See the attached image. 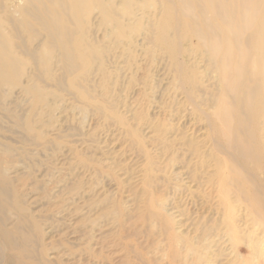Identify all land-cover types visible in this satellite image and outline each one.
<instances>
[{"label": "bare ground", "instance_id": "obj_1", "mask_svg": "<svg viewBox=\"0 0 264 264\" xmlns=\"http://www.w3.org/2000/svg\"><path fill=\"white\" fill-rule=\"evenodd\" d=\"M153 66L171 75V105L157 101L168 89ZM67 109L79 129L64 130ZM1 112L24 154L68 159L86 257L103 258L104 218L120 228L123 264H264V0H0ZM110 128L123 150L98 137ZM24 167L0 149V240L17 255L7 264H54L11 177ZM104 177L127 200L101 206Z\"/></svg>", "mask_w": 264, "mask_h": 264}, {"label": "rangeland", "instance_id": "obj_2", "mask_svg": "<svg viewBox=\"0 0 264 264\" xmlns=\"http://www.w3.org/2000/svg\"><path fill=\"white\" fill-rule=\"evenodd\" d=\"M145 69L152 71V75L154 74L153 77L158 81V76H162L164 81L162 82V84L159 83V85L157 86H161V88H169L170 85L168 84L169 80L171 79V75L168 74L164 69L160 68V66L147 67ZM143 72V70H139L138 75L142 76ZM173 95L174 90L168 89L167 95L162 100H159V96H157V101H161V104L166 103L171 105L173 102ZM17 97L18 95L16 94L14 95L13 99H11L12 101L14 100L13 107H16L15 105H19L20 108H22V104L17 100ZM131 101L134 102L135 99H132ZM177 108L178 107L176 106L173 107V109ZM66 111L68 119L66 121L63 120L61 123L64 130L79 129V114L77 113V111L70 109H67ZM159 117L160 119H163L166 116L161 115ZM191 118L193 120L188 123L189 126L196 128L198 136L204 135L206 133V124L199 119L196 120L193 117L188 116V119ZM178 121L179 116L176 122ZM0 128L3 130H0V141L2 142V145H0V149H7V147L12 148L13 154L18 155L24 161L25 167L22 170L20 169L17 174H12L11 177H13V180L15 181L18 193L26 201V204L29 207L30 211H32V215L36 219L43 222V226L46 229L47 233L46 243L49 245V249H51L50 253H55L51 257L57 256L59 258V261L54 264H123L125 261H127L128 256L123 249L124 242L121 241L117 235V233L120 231V228H117L115 229V231L111 232L112 227L108 223L110 221L104 218L100 219V228L98 232L101 235V243L102 245H104V251L102 255L103 258L100 261H95L86 257V255L83 253L82 249L86 231V226L83 220V213L85 212L83 209L85 205L81 203V200H78V198L76 199L71 194H69L74 186L71 176L69 175L68 171H66V164L68 163V159L60 156L59 161H56L57 158L53 157V149L42 150L37 154L33 153L34 155H32V151L27 153L28 155L24 154L23 151H20L18 149L19 144H17V141L19 140L20 136H22V134L16 131L11 123V119L6 118V114L4 112L0 113ZM112 131L113 128H110V130L108 131L107 129L97 130L98 137L107 141L108 138H110V144L116 143L117 151L121 149L123 150V147L125 145L122 142H116L117 138L111 137V134L113 133ZM88 146L90 145H74L75 148L78 147L77 149H84ZM125 152L126 153L124 155V158L127 161L133 160L130 165L132 166L131 168L136 171V167L138 166V162L140 161V159L138 160L137 156L132 155V153L128 149H125ZM72 157L75 156L73 155ZM133 163L135 164L133 165ZM259 183L261 184L260 181ZM97 187L100 189V191L102 190L103 192L102 198H105L107 196L106 199L108 201L101 204V206L103 207L106 204H108V206H111L113 204H116L118 201L122 202V199L127 200V197L130 196V193H127V187L121 188L120 184L117 181H113L109 177H104L102 184ZM48 193L50 195H48ZM74 208L75 210L77 209L76 212H74ZM204 209L206 208H203V211ZM106 211L108 210H100L99 217H102L104 214H106ZM199 211L201 212L200 207H197V209H192L189 216L191 217V220L195 219L200 214ZM6 220H8V218H6ZM11 221L7 222L10 227L13 224L11 223ZM243 254L244 256H247L249 255V252H245ZM16 256L17 255L15 252H8L3 247L0 240V263L7 264L9 259H14L16 258ZM130 264L144 263L140 260H137L135 258V255L132 254ZM160 264L166 263L161 262Z\"/></svg>", "mask_w": 264, "mask_h": 264}]
</instances>
